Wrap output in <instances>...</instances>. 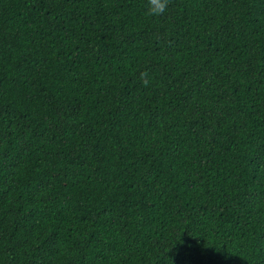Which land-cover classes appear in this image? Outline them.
I'll use <instances>...</instances> for the list:
<instances>
[{
	"label": "trees",
	"instance_id": "16d2710c",
	"mask_svg": "<svg viewBox=\"0 0 264 264\" xmlns=\"http://www.w3.org/2000/svg\"><path fill=\"white\" fill-rule=\"evenodd\" d=\"M147 8L0 0V264H264V0Z\"/></svg>",
	"mask_w": 264,
	"mask_h": 264
},
{
	"label": "clouds",
	"instance_id": "9594fccd",
	"mask_svg": "<svg viewBox=\"0 0 264 264\" xmlns=\"http://www.w3.org/2000/svg\"><path fill=\"white\" fill-rule=\"evenodd\" d=\"M170 0H147V11L150 16H159L163 14L167 10V6ZM142 76H146V73L142 74ZM145 85H147L148 81L144 79L142 81Z\"/></svg>",
	"mask_w": 264,
	"mask_h": 264
}]
</instances>
